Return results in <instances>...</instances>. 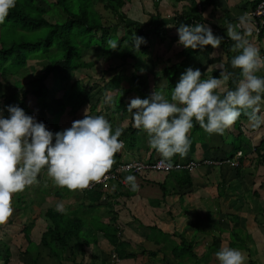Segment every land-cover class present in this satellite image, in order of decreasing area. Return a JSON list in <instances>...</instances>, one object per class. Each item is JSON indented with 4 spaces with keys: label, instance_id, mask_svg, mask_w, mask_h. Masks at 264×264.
Segmentation results:
<instances>
[{
    "label": "crops",
    "instance_id": "obj_1",
    "mask_svg": "<svg viewBox=\"0 0 264 264\" xmlns=\"http://www.w3.org/2000/svg\"><path fill=\"white\" fill-rule=\"evenodd\" d=\"M153 1L131 0L130 16L137 17L140 12L141 18L146 17L141 23H145L149 19L147 15L156 14ZM253 1L256 0H220L215 9L206 8L202 13L205 25L210 26L216 36L221 34L230 40L228 52L222 45L218 49L209 45L196 55L185 58L181 56L183 46L178 41L171 42V39L178 37L176 29L182 21H174V18L183 14L186 1L175 4L172 0H160L158 14L166 25L158 36L151 37L148 50L152 48V41L161 43L158 58H136L139 69L135 72L130 63L122 64L118 59L105 60L99 54L95 60L110 61L112 65L114 61L115 64L103 70L99 82L96 78H87L91 87L85 90L87 99L77 110L65 102L70 88L78 85V88L85 89L87 86L83 84L84 80H72L71 74L76 71L65 73L58 63L54 72L45 74L46 62L29 61L31 75L20 78V81L11 78L0 81V97H5L0 100V111L7 117V107L24 98L29 114L56 133L71 127L73 121L83 119L88 109L90 116L103 115L112 125L113 132L117 127L123 129L119 139L124 142V148L115 155L116 163L111 171L128 162L164 160L149 146L147 133L133 126L132 113L127 111L132 98L143 97L130 90L132 75L143 76L141 91L146 98L155 89L163 91L170 99L181 74L188 68L199 69L203 74L201 79L206 80L218 78L215 74H220L226 66L232 76L224 87L235 90L242 76L241 70L231 65V60L239 52L232 50L235 42L227 36L228 26L232 25L264 57V31L260 34L264 17L251 16L253 11L249 3ZM143 9L145 16L142 15ZM147 29L151 33L154 27ZM83 61L90 66L79 70L95 66L93 62ZM109 73L111 76L105 80ZM255 74L264 77V69ZM43 79L48 91L43 99L38 100L32 93ZM14 96L17 99H12ZM63 104L67 106L61 111ZM259 108L258 115L264 119V100ZM56 117L57 121L53 122ZM189 138L191 145L184 157L177 154L171 161H164L213 160L224 163L216 167H200L192 172L133 175L139 185L137 192L131 191L125 182L128 175L122 176L123 185L110 183L102 189L101 200L94 203V208L98 207L101 212L102 223L95 228L90 222L81 220L80 233L70 242L72 257L77 264H219L215 253L222 246L242 251L246 255L245 264H264V163L254 153L255 148L264 144V123L254 126L242 112L223 135H210L193 119ZM230 157L238 162L237 168L229 163ZM46 174L47 169H42L38 178L43 179ZM37 183L19 193L22 197L17 202L20 207L14 206L13 198V214L0 224V245L1 250L9 252L8 264H56L50 250L43 249L40 244L41 236L49 225L46 212H59V204L64 206L63 213L70 208L68 211L73 214L67 212L69 214L66 215L75 218L85 209L91 210L83 190L67 189L65 195L69 197L62 198L47 184L48 193L35 195ZM52 193L56 195L55 201L50 197ZM119 248H122L123 255L118 256L119 262L115 263L112 255L117 256ZM68 256L64 254V257Z\"/></svg>",
    "mask_w": 264,
    "mask_h": 264
},
{
    "label": "clouds",
    "instance_id": "obj_2",
    "mask_svg": "<svg viewBox=\"0 0 264 264\" xmlns=\"http://www.w3.org/2000/svg\"><path fill=\"white\" fill-rule=\"evenodd\" d=\"M15 5L16 0H0V24ZM176 30L178 44L185 49H203L209 45L218 49L224 39L214 35L207 24L182 23ZM227 36L235 42L232 50L239 52L231 60L232 67L239 68L242 76L235 90L224 87L232 73L221 71L218 78L202 80L199 69L188 68L181 74L170 99L163 91L154 89L148 98H132L128 104L133 126L147 133L149 146L166 161L177 154L181 157L187 154L193 119L210 135H223L242 112L254 126L264 123L258 115L264 100V77L255 74L264 69V57L232 25L227 28ZM133 40L138 49L146 43L136 34ZM108 45L112 50L118 47L115 40H109ZM7 112L9 115L5 117L0 111V224L13 214L14 194L35 184L42 169H47L57 186L84 191L108 178L116 163L115 155L124 148V142L119 139L123 129L117 127L113 132L103 115L90 116L88 109L83 119L56 133L18 105L8 106ZM127 175L125 182L131 191L137 192L136 177ZM57 211L63 213L64 206L57 205ZM215 256L219 264H245L246 261L242 251L228 246H222Z\"/></svg>",
    "mask_w": 264,
    "mask_h": 264
},
{
    "label": "trees",
    "instance_id": "obj_3",
    "mask_svg": "<svg viewBox=\"0 0 264 264\" xmlns=\"http://www.w3.org/2000/svg\"><path fill=\"white\" fill-rule=\"evenodd\" d=\"M159 1H153V10L156 14L147 15L149 19L145 23H141L140 15L137 17L130 16L132 15L129 11L131 0H16V5L10 9L5 22L0 24V81L4 82L14 77L13 75H19L21 78L20 73H18L19 69L26 67L28 61H30V55L35 53H39L38 56L41 58L53 60L43 68L45 74L49 71L54 72L58 63L65 73L88 68L90 64L85 63L82 58L86 52L94 48L100 50L99 56L105 60L118 59L122 64L130 63L136 72L139 69L135 63L136 58L148 52L151 37L158 36L166 25L158 14ZM172 1L175 4L186 1V5H183L185 11H183V14L176 16L174 21L180 19L182 23L192 25L205 24L202 17L203 11L208 7L215 9L220 2V0ZM42 2L44 5H42ZM261 2L264 1L256 0L249 3L251 10L254 11ZM98 6L102 7L107 15L106 17L97 9ZM108 18L112 19L111 22ZM149 26L154 27L151 33L147 29ZM263 31L264 25H262L260 34ZM124 33L127 34L128 38L124 36ZM30 34H32V39H30ZM135 34L143 37L146 41V43L139 46V49L134 44L133 36ZM217 36L223 37L221 34ZM109 40L117 42L118 47L116 50L109 48ZM178 40L179 37H175L171 39V42ZM229 41V39L224 38L221 42L225 52H228ZM199 50L200 48L193 50L183 47L181 56L189 58L196 55ZM226 70L227 67L224 66V72L229 73ZM215 75L219 76V74ZM143 81L142 75L134 73L130 87V90L142 94V99L146 98L141 91ZM77 86L73 89L70 88L65 96L66 104L68 106L72 104L71 108L73 110H77L88 96L85 89H80ZM47 91L43 79L38 82L32 96L41 100L45 97ZM4 98L2 96L0 100ZM12 99L17 98L14 96ZM16 105L23 108L26 114L30 115L24 98L17 100ZM67 105L63 104L61 111ZM56 121L57 117L53 119V122ZM254 153L264 163V144L259 148H255ZM232 158L230 157V160ZM83 194L85 199L90 202L91 209L94 203L101 200L103 195L100 186H95L91 190H84ZM45 216L49 219V225L46 226V231L41 236L40 244L49 249L53 256H58L59 261H61L59 264H66L67 262L77 264L75 258L72 257L73 251L70 242L78 237L81 220L52 210H48ZM113 242L115 243V239ZM121 249L117 250V257H122ZM2 253L5 259L4 264H8L9 252L3 251ZM64 254L68 257H64ZM101 264L105 263L102 262Z\"/></svg>",
    "mask_w": 264,
    "mask_h": 264
},
{
    "label": "rangeland",
    "instance_id": "obj_4",
    "mask_svg": "<svg viewBox=\"0 0 264 264\" xmlns=\"http://www.w3.org/2000/svg\"><path fill=\"white\" fill-rule=\"evenodd\" d=\"M48 1H54V0H48ZM42 5H44L43 2H42ZM97 9L100 12H102V14L105 15L104 17L107 16L104 13V10L102 9L101 6H98ZM139 15L141 16V13L140 12H139ZM142 15L145 16L144 13H142ZM145 18L146 17H143V18H141V20H144ZM108 20L111 22L112 19L111 18H108ZM124 36L126 38H128L127 34H125V33H124ZM30 39H32V34H30ZM160 45H161V43H159L157 41H155V42L152 41V48H151V50L149 52H147L145 55H139L137 57V59H144V57H146V58H148V57L149 58H153V57L154 58H158L159 48H160L159 46ZM99 52H100V50H98L96 48L91 49L90 51L86 52L85 55L82 58V59L86 60L87 62H93V65H95L94 67H90L88 70H79V71H76L75 73H72L71 74L72 75V80H74V81L75 80H84V81H82L83 84L84 85H87L86 88H85V90L86 89L89 90V87H91V85H89L91 82H88V79H87L88 77L90 79H95L96 78V81L99 82L100 81L99 76H102L101 74H102L103 70L105 69V71H106V68H108V66H113L115 64L114 61H112L113 62V65H112V63H110V61H109V63L108 62L107 63L104 62L105 61V60H103L104 58L103 59L95 60L96 58H99L98 57ZM38 55H39V53L31 54L30 55V61L31 60H36L38 62H41L42 61L43 63H45V62L46 63H49V62H52L53 61V60H47V59L41 58ZM18 73H20L21 78L24 79L25 77H28V75H31L32 74V70L30 69V67L27 64L26 67L20 68ZM111 74L112 73L106 74V76L104 77L105 80L108 79L109 76H111ZM13 76L14 77H11V79H13V80L14 79H17L18 81L21 80L19 75H13ZM86 80H87V82H85ZM133 92H136V91L133 90ZM243 115H246V114L243 113ZM47 177H48V174H46L43 177V179H40V178L37 177L38 183L36 184V187H34V190L38 189V191L37 192L36 191L33 192V194L36 195V193H43V192H47L48 193V191H47V184H49L50 187H53L54 191L56 190L55 192H57V196H61L62 198H68L69 197L68 195H65V194L68 193L67 192V188L57 189V188H59V186H57L55 184V182L51 178H49V181H48ZM52 183H53L54 186H52ZM56 186H57V188H56ZM55 196H56L55 193H52L51 196H50L53 201H55ZM13 198L15 200V202H14L15 205L14 206L15 207H20L19 204L17 203L19 200H22L21 199L22 197H20V194L19 193L15 194ZM92 207L93 208L91 210H89V211H88V209H85L81 213H78L77 217L80 220H82L83 223L90 222L96 228V226L99 223H102V221L100 219L101 212L98 211V207L97 208H94V206H92ZM69 209L70 208L66 209V213L69 212L68 211ZM66 213H63V214H66ZM69 213L73 214V212H69ZM69 213H67V214H69ZM84 214H86V216H84ZM68 216H70V215H68ZM42 248L44 249L43 246H42ZM1 249H2V246L0 245V264L1 263L4 264V260H5L4 259V254L2 253L3 250H1ZM54 257L56 258L54 260V262H56V264H57V262H59V263L61 262V261H59L58 256H54Z\"/></svg>",
    "mask_w": 264,
    "mask_h": 264
},
{
    "label": "built area",
    "instance_id": "obj_5",
    "mask_svg": "<svg viewBox=\"0 0 264 264\" xmlns=\"http://www.w3.org/2000/svg\"><path fill=\"white\" fill-rule=\"evenodd\" d=\"M251 16L262 19L264 17V2H261L256 9L251 13ZM240 154H238L239 156ZM237 161V160H236ZM169 163L163 160H156L154 163H144V162H128L124 164H119L116 168L107 174V179L102 180L100 183H94L89 188L84 190H91L95 186H100L102 189L107 188L110 183H116L123 185V175H140L148 172H160V173H169L171 171H186L192 172L193 170L200 167H213L220 166L224 162H218L213 160H203V161H190L187 163H171V167H169ZM229 163L233 167L238 165V162H234L233 160H229ZM112 260L115 263L119 262V258L116 255H112Z\"/></svg>",
    "mask_w": 264,
    "mask_h": 264
}]
</instances>
